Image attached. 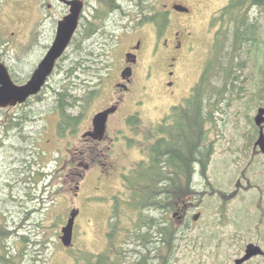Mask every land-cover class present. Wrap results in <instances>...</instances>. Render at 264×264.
Instances as JSON below:
<instances>
[{
	"label": "rangeland",
	"instance_id": "rangeland-1",
	"mask_svg": "<svg viewBox=\"0 0 264 264\" xmlns=\"http://www.w3.org/2000/svg\"><path fill=\"white\" fill-rule=\"evenodd\" d=\"M180 1L195 12L190 18L196 33L194 49L190 53L184 52L173 78L168 77L165 63L161 64L157 68V78L146 90L127 95L126 107H133L134 101L143 99L142 105L138 106L142 129L121 125L123 131L119 134L130 136L125 141L105 142L112 147L103 159L107 164L116 165L109 173L75 168L82 158L75 157L74 152L85 146L78 134L86 128L87 121L61 134V114L56 108L54 90L69 81L66 72L83 56L87 46L96 54L102 52L101 56H94L99 62L93 66L95 70L100 66L103 77H113L125 44L105 48L81 44L80 51H76V43L70 45L39 94L40 98L33 97L24 106L0 108V138L3 139L0 145V202H3L1 205L7 211L8 219L14 222L13 228L20 222V214L28 216L21 232L39 241L34 250L46 264H91L96 254L107 249L113 204L116 195H123L124 174L139 161L148 159V147L160 136L163 119L171 113L174 104L179 105L190 96L200 80L216 31V27L211 26L213 17L230 0H207L205 4L202 0ZM49 2H52L51 7ZM65 10L66 7L55 0H0V61L7 65L15 82L22 84L30 78L51 46L52 27L63 18ZM251 15L258 17L264 36V14L257 8L252 9ZM262 55L264 46L258 58L251 55L240 71L238 88L243 87L239 90L240 95L236 92L233 100H225L219 106L216 127L210 131L214 141L212 158L206 176L197 169L194 186L200 194L187 206L188 218L193 220L195 214L201 213L199 219L193 220L191 228L185 229L176 247L160 253V261L154 253L158 243H150V256L155 258L153 263L148 261L150 264L211 262L212 259L204 257L208 253L206 245L220 247L216 261L221 264L232 263L240 255L239 249L250 242L262 245L264 249V153L255 147L259 128L254 121L258 108L264 107V91L253 92L256 89L254 80L264 65ZM86 59H92V56L88 58L87 55ZM89 61L86 66L90 65ZM144 62L148 63V60ZM79 73L82 72H74L73 76ZM171 79L175 82L168 87L165 82ZM110 87L107 82L98 96L89 101L87 113L102 106ZM79 88L76 91L80 92ZM17 115L29 118H23V128L5 134L2 122ZM83 159L90 161V157ZM36 170L43 174H37ZM77 190L78 194L74 195ZM74 208L79 214L74 225L73 245L67 248L61 241L62 227ZM151 214L162 217L161 212L152 211ZM128 222L125 219L122 226L129 227ZM181 223V217L174 219V226ZM124 238L127 243H133L129 237ZM194 239H199L202 244L193 245ZM14 241L11 240L12 245H15ZM127 243H122L129 256L128 262L124 257L123 264L132 263L135 259L132 251L140 249ZM247 264H264V256L254 257Z\"/></svg>",
	"mask_w": 264,
	"mask_h": 264
},
{
	"label": "trees",
	"instance_id": "trees-1",
	"mask_svg": "<svg viewBox=\"0 0 264 264\" xmlns=\"http://www.w3.org/2000/svg\"><path fill=\"white\" fill-rule=\"evenodd\" d=\"M257 8L264 14V0H230L213 17L211 26L216 27V31L200 80L190 96L173 107L167 117L174 119L173 123H163L160 126V136L148 147V159L139 161L128 174H124L123 195H116L113 204L107 249L96 254L95 260H90L91 264H123L125 258L128 262V251L122 245L127 243L124 237L133 240V243L127 244L140 247L139 250L136 248L132 251L135 259L130 264H150L148 261L153 263L155 258L150 256L149 246L154 242L158 243L154 253L159 256L160 261V253L164 249L169 251L171 247H176L185 229L191 228L193 220L185 214V206L200 194L194 186V176L198 168L202 176H206L214 149L210 131L212 127H216L219 106L225 100H233L236 92L240 95L239 90H243V87L238 88L240 71L251 55H255L257 59L258 54L262 53V24L258 17L251 15L252 9ZM82 47L76 43V51H80ZM84 49L83 56L66 72L69 81L65 79L67 83L54 90L56 108L61 114V134L78 125L93 92L87 85L79 88L80 92L73 87L75 70L89 60L96 59L94 56L97 54L93 49L89 46ZM87 55L88 58L92 56V59H86ZM89 67L90 65H85L84 69ZM254 84L256 89L253 92L261 89L264 91L263 64ZM31 99L22 106L27 105ZM75 110L80 112L78 116L74 115ZM23 118L29 117L17 115L6 123L2 122L5 134L10 135L12 130L23 128ZM254 128L257 132L258 128L255 125ZM2 141L0 138V145ZM36 171L37 174H43ZM2 203L0 202V264H46L34 250L39 241L32 239L30 234L21 232L28 216L20 214V222L13 228L14 222L8 219ZM152 211L161 212L162 217L151 214ZM176 217H181L182 223L174 226ZM125 219L129 221V227L122 226ZM12 239L15 240V245H12ZM192 244L197 246L202 243L199 239H194Z\"/></svg>",
	"mask_w": 264,
	"mask_h": 264
},
{
	"label": "flooded vegetation",
	"instance_id": "flooded-vegetation-1",
	"mask_svg": "<svg viewBox=\"0 0 264 264\" xmlns=\"http://www.w3.org/2000/svg\"><path fill=\"white\" fill-rule=\"evenodd\" d=\"M55 1L66 7L62 17L69 13L70 6L68 4L61 0ZM82 1L84 5L80 14L79 25L70 45L79 43L94 48L99 46L105 48L111 45L125 44L117 72L113 77L109 79L110 75L103 77L100 66H98V70H95L93 66L99 64L95 59L89 61V69L85 70L82 65L78 70H75L76 73L81 71L85 75L79 73L73 78L75 89L87 85L93 90L90 94V101L98 96L99 91L103 90L102 88L107 82L111 84L110 91L105 93L106 97L102 106L97 111L90 113H87L86 108L78 120V125H81L84 120L87 121L86 128L78 134L81 135V140L85 146L84 149L80 150L79 148L74 152L75 157L82 158L77 162L76 169L80 168L86 172L109 173L111 169H115L116 165L114 163L107 164L103 159L112 147L106 145L105 142L125 141L130 136L119 134L123 131L121 125H134L135 130L139 129L141 131L142 129L140 128L141 117L139 116L141 110L138 106L142 105L143 99L134 101L133 107H126L127 95H133L139 90H146L149 83L157 78V68L162 66L161 64L165 63L168 77H174L177 73L176 66L184 52L190 53L195 46L196 33L192 25L193 19H190L192 14L195 15V12H193L191 6L185 5L180 0H167L166 2H160L159 0ZM201 3H207V0H202ZM48 6L51 7L52 2H49ZM58 22L56 27H52L54 33L52 34L53 40L51 43L55 40ZM97 55L101 56L102 52ZM145 60H148V63L144 62ZM140 70H144V72L140 73ZM164 79L162 80L164 81ZM174 82L171 79L166 81L165 85L171 87ZM177 105L174 104L173 107ZM106 109H110L106 132L103 138L97 139L91 134L94 129L93 118L95 114ZM73 113L75 116L80 114L78 110ZM163 120V123L168 124L174 121L172 118H164ZM137 124L138 127L136 128ZM110 126H112L111 131L109 130ZM84 157H90V161L84 160ZM83 173H80L81 178ZM76 188L79 189L80 186L77 185ZM78 192L77 190L74 195H77ZM188 213L189 209L185 206V214L188 215ZM246 245L243 249H239L240 255L238 257L244 255ZM260 246L263 248L262 245ZM205 247L208 249V253L204 254V257L213 261L202 262V264H221L216 261L219 258L217 249L220 247L211 245ZM250 260L243 264H247Z\"/></svg>",
	"mask_w": 264,
	"mask_h": 264
},
{
	"label": "water",
	"instance_id": "water-1",
	"mask_svg": "<svg viewBox=\"0 0 264 264\" xmlns=\"http://www.w3.org/2000/svg\"><path fill=\"white\" fill-rule=\"evenodd\" d=\"M70 6L69 13L58 22L55 40L47 53L38 63L30 78L19 84L13 79L7 65L0 61V108L17 106L25 103L29 98L40 94L43 87L48 83L49 77L53 74L58 60L65 54L70 46L73 35L79 25L80 14L83 8L82 0H61ZM110 109H106L95 114L93 118V132L91 134L97 138H103ZM256 126L259 128L258 139L255 146L264 153V107L258 108L254 118ZM79 210L74 208L70 212L67 223L62 227L61 241L65 247L73 245L74 225ZM201 213L193 216L197 221ZM264 255V249L256 243L250 242L246 245L243 256L238 257L231 264H243L251 258Z\"/></svg>",
	"mask_w": 264,
	"mask_h": 264
}]
</instances>
